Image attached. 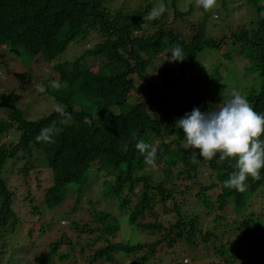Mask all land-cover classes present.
I'll return each mask as SVG.
<instances>
[{"label":"trees","instance_id":"1","mask_svg":"<svg viewBox=\"0 0 264 264\" xmlns=\"http://www.w3.org/2000/svg\"><path fill=\"white\" fill-rule=\"evenodd\" d=\"M107 1L0 0V46L41 54L54 75L39 85L60 106L31 120L24 116L19 94L0 92V264L71 260L75 248L70 239L65 254L57 253L56 238L41 258L25 255V239L35 224L39 231L56 223L65 232V222L57 218L65 214V200L66 214L73 216L69 236L86 234L81 241L74 240L88 252L81 264H160V255L175 257L181 249L201 255L197 246L221 259L215 264H264V219L246 208L252 198H264V168L259 180L247 178L243 192L225 188L224 181L238 170L236 158L220 161L219 153L212 160L194 157L193 151L199 150L185 149L184 133L176 123L195 107L208 112L223 106L234 90L264 114V0H243L248 9L244 24L222 36L207 33L210 12L200 6L189 4L182 10L178 0H149L134 13H125L108 10ZM161 7L162 13L151 15ZM88 36L92 45L79 55L54 62L70 42ZM174 46L182 48L183 61L173 60ZM208 56L214 63L219 56L240 59L236 78L243 85L223 91L211 88L219 85L225 69L221 71L217 62L208 72L204 64ZM196 72L203 77L198 79ZM31 76L14 72L12 77L22 85ZM47 127L56 129L53 141L37 142ZM10 134L16 140L5 141ZM139 140L157 149L152 162L137 150ZM94 173L111 177L102 179L101 195L124 210L128 223L138 229L139 240L120 241L116 218L99 207L94 194L78 207L73 196L83 193ZM15 176L23 183L21 201L27 203L21 216L15 210L20 192L12 185ZM186 194L193 201L189 205L181 201V207L176 197ZM156 205L168 225L157 218ZM77 214L91 219H76ZM202 214L207 215L203 220L211 217L209 224L220 219L239 224L229 250L208 246L209 238L216 236L204 226ZM145 216L155 219L141 221ZM226 227L213 231L225 236ZM146 233L159 237L144 241ZM119 258L126 261L119 263ZM192 261L197 264L200 259ZM165 264L175 263L171 259Z\"/></svg>","mask_w":264,"mask_h":264},{"label":"rangeland","instance_id":"2","mask_svg":"<svg viewBox=\"0 0 264 264\" xmlns=\"http://www.w3.org/2000/svg\"><path fill=\"white\" fill-rule=\"evenodd\" d=\"M151 1V0H150ZM157 1V0H156ZM149 2V0H108L105 2V7L112 11V10H120L125 13H134V11L138 10L142 6L145 5V3ZM243 0H217L215 6L209 10L210 16L207 18V33L211 35H219L222 36L223 34H226L227 32H230L237 26H240L244 24V21L248 17V9L244 4L242 3ZM193 4L194 8L197 9L198 5L196 3V0H178V5L180 9H184L189 5ZM194 15V14H193ZM196 15V13H195ZM190 18V17H189ZM95 32H92L91 36H96ZM91 36H88L86 38L78 39L75 41H72L68 44L67 50L63 54H61L57 59L54 60V62H63V61H69L73 57L79 55L82 50H85L88 46L92 45ZM98 37V36H97ZM99 40V38H98ZM8 47L0 46V92H15L19 94L21 98L20 107L23 110L24 116L27 119L35 120L41 116L46 115L47 113L51 112L54 109L60 108L58 104H56L53 100L52 96L44 95L43 92L45 91V87L40 86L41 81H48V78L50 75H54L53 70L51 69L50 63H48L44 57L40 54L38 56H31L25 52L22 48H15L13 52L6 50ZM214 58L207 57V60L204 62L205 66L208 68V72L212 71L213 68L216 67V63H220L221 65V71H224V74L222 75V79L218 82V86H215L214 84L210 85L211 88H214V90H220L223 91L225 88L231 89L233 86L237 85H243L242 80H238L236 78V69L240 64V59L235 58L234 56H231L230 60H225L223 57H217L216 63H214ZM53 62V63H54ZM14 65V66H13ZM14 72H28L32 76L28 80H26L25 84L20 85V82L17 81V79L13 76ZM206 75V73L204 74ZM195 76L198 79H201L203 77V74H198L196 72ZM208 77V76H207ZM251 79L249 78L248 81ZM53 81H49V84H53ZM198 83V82H197ZM43 87V91H40V88ZM225 99L228 98L229 93H224ZM16 140V137L13 135H8L5 138L6 140ZM4 141V140H3ZM6 170L13 171L12 168L6 167ZM200 177V176H199ZM12 185L15 186V190L22 189V181L18 179L16 176L13 177ZM110 176H107L105 173H94L89 180L87 181L86 185L83 188V193L86 195H83L81 193L78 198L76 196H73L75 198L74 201L77 202L78 207L82 206L84 203H86L89 199L88 197H92V194L97 196L100 203L99 207L105 209L110 213L113 217L116 218L117 224L119 225L121 235L123 236L120 241L128 243L130 238L133 241L139 240V232L138 229L134 226L128 223V219L126 217V214L124 210H120L117 206H115V203H112L108 199L104 198L102 194V187L101 182L102 179H110ZM215 192L218 194V189L215 190ZM21 191L16 194L17 200L15 202L17 208L16 213L21 215H25L27 212V208L25 207L27 203L25 204L22 202V196H20ZM88 196V197H87ZM189 196L182 195L176 197V201H178L179 206L183 207V202H185L187 205L193 201V198H188ZM77 199V200H76ZM183 201V202H181ZM173 201H171V204L168 206L172 207ZM252 208L255 212L262 215V218L264 219V198L260 199V197L252 198L251 201H248L246 203V208ZM63 213L57 216L58 219H62L65 222V225L62 226L65 232H62L59 230L61 229V225H56V223H53V225L46 227V231L39 230L37 231V227L32 232V237L25 239V255L29 257V259H33L34 257L41 258L43 256V253L48 248V243L54 242L56 238H59L58 245L59 247L56 249L57 253L65 254L67 252L69 242L64 239V237H67V239L71 241V243L74 244V247L77 249V252L74 254V256L77 259H81V251L77 247L74 240L81 238L82 236H86L85 233H81V235L77 236V234H70L68 230L72 228V215L66 214L68 211V205L66 204V200L63 203ZM154 211L159 213L158 219L162 220L164 225H168L166 222V217L162 212V208L158 205L155 206ZM172 213L174 214L173 210ZM27 216V215H26ZM169 220L174 222L175 218L172 215H168ZM202 220L203 217H207L206 214H202ZM25 217V216H24ZM81 217L85 219V221L90 220L91 218L86 217V215L83 214V216L74 215V218L81 220ZM211 218V217H210ZM209 218V219H210ZM155 218L152 217H146L141 219L143 222L152 221ZM209 219H204L203 221L204 226H210L208 230H210L215 237L213 239V236L209 238L208 246H212L217 249H222L223 252L226 250H229L230 245L235 242L236 236H233V230L234 226H239V224H236L233 221H224L220 219V221H212L211 224L207 222ZM64 224V223H63ZM229 224L230 227H226V225ZM39 224H35L34 226H38ZM226 235L221 236L219 233H214V231L220 230L221 228H225ZM51 228V229H47ZM215 230L213 231V229ZM52 231L49 233V235H46L45 232ZM145 234V233H144ZM143 234V238H141L144 241H150L153 242L159 237L158 233L148 235L146 233V236ZM81 241V239H80ZM131 241V242H133ZM52 242V243H53ZM214 242V243H213ZM51 244V243H50ZM78 244V243H77ZM45 250V251H44ZM176 250V249H175ZM179 250L177 256L173 257L171 256V253H167L166 255H160V264H165L169 261H173V263L178 264L181 261H183V264H192V259H200V261L197 264H215L219 263L221 259L218 258V256L214 254H209L205 252V249L202 246H197V250L201 252V255L197 253L194 249H185V250ZM216 254V253H215ZM78 260H54L50 264H77ZM126 259L119 258L118 262H124ZM187 261V263H186ZM81 262V260H80ZM81 264V263H78ZM194 264H196L194 262ZM239 264V263H235Z\"/></svg>","mask_w":264,"mask_h":264},{"label":"clouds","instance_id":"3","mask_svg":"<svg viewBox=\"0 0 264 264\" xmlns=\"http://www.w3.org/2000/svg\"><path fill=\"white\" fill-rule=\"evenodd\" d=\"M196 3L204 11H208L215 6L216 0H196ZM164 10L161 7L158 12L154 10L151 15H158ZM171 54L174 61L184 60L183 50L179 46L171 48ZM43 90L41 87L40 91ZM176 123L184 133L185 149L199 150L198 154L193 151L194 157L198 155L201 158L212 160L219 153L220 161L226 158H236L238 170L224 181L225 188L243 192L249 176L254 180L260 179V170L264 168V139L261 138L264 135V114L257 113L248 99L239 91L234 90L231 98L223 106L208 112H202L199 107H195L191 112L179 118ZM55 133L56 129L52 127L43 128L36 140L50 143ZM136 148L142 154L146 153V159L152 162L157 151L154 146L139 140ZM36 227L39 226L32 227V230ZM50 232L52 231L45 233L49 235ZM123 236L125 235H120V237ZM65 239L69 242L67 238ZM75 243L81 251V259L74 256L77 252L74 244L75 253L71 255V259L73 262L78 260V264L86 259L88 252L84 251L76 241ZM101 243L102 241L96 242V246L99 247Z\"/></svg>","mask_w":264,"mask_h":264}]
</instances>
